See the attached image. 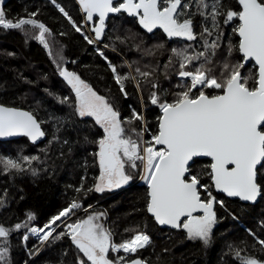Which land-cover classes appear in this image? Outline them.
Returning <instances> with one entry per match:
<instances>
[{
	"label": "trees",
	"instance_id": "obj_1",
	"mask_svg": "<svg viewBox=\"0 0 264 264\" xmlns=\"http://www.w3.org/2000/svg\"><path fill=\"white\" fill-rule=\"evenodd\" d=\"M184 3H189L191 7L185 9L186 16L181 20L192 19L195 32L200 34L196 41L189 43L169 39L159 32L146 33L135 18L119 14L110 18L103 40L98 44H89L84 38L87 35L84 27L86 13L76 0L3 1L6 19L15 21L27 18L29 13H37L34 18L49 28L50 33L45 34L49 45L45 48L38 39L39 29L30 25H25L23 29H6L0 25V105L31 112L41 122L46 134V140L39 145L32 144L27 138L0 142V157L17 160L25 156L39 157L31 167L24 164L25 171L13 169L6 172L4 165L0 164V200L4 201L0 207V226L9 230L6 238L0 237V249L7 250L0 264H77L78 258L86 261L67 235H61L59 239L51 238L43 244L32 236L27 241L23 239L29 228L43 227L73 201L82 207L71 223L94 213H104V226L111 231L115 243L128 240L137 232L150 237L148 246L126 256L122 264L137 258L148 264H243L242 259L235 255L236 251L242 258L264 262V244L260 243L264 240V194L255 205L216 194L209 175V160L197 159L191 169L198 174L201 184L209 186L212 195L224 203L223 207L216 204L217 223L207 245L199 239H188L187 232L182 228L171 231L156 225L147 211V185L138 183L141 171L133 172L132 183L119 191L100 193L94 190L100 176L98 156L95 154L99 151L97 141L103 137V129L93 118L78 115L71 87L60 75L57 65L75 72L98 95L105 97L119 111L121 120L131 118L134 110L141 113L148 129L146 135L150 138L157 133L162 115L161 109L150 103V92L155 90L161 99L172 102L177 98L175 93L183 90L177 85L186 82L177 77L179 62L171 49L192 45L196 50H203L205 40L211 42L216 38L215 34L201 35L205 27L211 29L212 25L210 19L205 20L196 11V0H182L181 7ZM223 6L237 11L241 8L238 0H223ZM60 7L81 28L80 32L75 30L59 10ZM219 19L223 33L221 46L213 64L209 65L214 69L212 74L217 76L223 62L235 64L243 60L241 52L235 47L239 36L232 31L239 22L233 20L227 25L223 23L224 17ZM117 36L124 42L117 40ZM156 42L163 47L153 48ZM229 43L234 46L230 55ZM192 50L189 49L190 54ZM100 51L107 60L100 56ZM170 58L172 63L168 64ZM108 61L116 65L122 75L130 71L136 75L141 81L140 88L135 86L134 81H126L124 91L128 95L125 96L114 79ZM128 64L132 65L131 69ZM137 67L152 73L147 78L148 83H144V78L135 72ZM240 72L242 76L249 73L253 77L258 75L253 63L244 64ZM153 81L158 83V89L151 88ZM248 83L249 87L254 86V80L250 79ZM205 91L206 94H218L221 90ZM64 98L67 100L62 103ZM124 127L139 130L141 121L125 124ZM257 179L261 182L260 174ZM81 186L83 190L78 191ZM89 188L93 190L88 191ZM200 191L202 199H205L206 193L203 189ZM28 213L34 215L33 220H28ZM25 222L28 227H23ZM17 224L22 227L17 229ZM65 232L64 228H59L53 237ZM118 257H123V254L109 252L110 259Z\"/></svg>",
	"mask_w": 264,
	"mask_h": 264
},
{
	"label": "snow or ice",
	"instance_id": "obj_2",
	"mask_svg": "<svg viewBox=\"0 0 264 264\" xmlns=\"http://www.w3.org/2000/svg\"><path fill=\"white\" fill-rule=\"evenodd\" d=\"M79 3L88 21H92L94 15L98 16V25L92 29L94 37H84L89 44H94L104 36L105 21L109 13L121 11L138 17L139 24L148 32L159 28L169 38L179 37L187 41L197 39L192 19L181 20V17L186 16L185 9L191 7L189 3H184L181 7L182 0H121L115 5L113 0H79ZM238 3L241 6L239 11L225 9L223 0H196V11L205 20L210 19L212 25L211 29L205 27L201 35L215 34L216 38L211 42L205 40L203 50H196L192 45L171 49L173 56L178 58V76L186 82L177 85L183 90L175 93L177 98L172 102L161 99L155 90L150 92V103L157 105L162 112L158 131L151 140L143 139L144 132L148 129L141 113L134 110L131 118L121 120L119 111L105 97L98 95L75 72L57 65L60 75L75 92L78 115L93 117L95 123L103 129L104 135L97 141L99 151L95 154L98 156L100 176L94 190L103 192L106 189L120 188L133 180V172L142 171L141 179L147 182L150 189L147 211L160 225L183 228L188 239H199L205 245L210 242L213 227L217 223L214 205L223 207L224 203L218 201L208 190L209 186L202 185L198 174L191 171L195 166L194 158H211L209 175L212 186L217 191L250 202H255L257 197L264 194V0H238ZM2 4L3 0H0V5ZM59 10L75 30L80 32L81 28L72 21L68 12L62 7ZM36 15L37 13H29L27 18L13 21L5 18L4 9L0 7V25L6 29H23L25 25L39 29L38 39L48 48L45 34L50 33V30L34 18ZM220 17H224V24L233 20L239 22L232 31L239 36L235 47L243 54V60L235 64L223 62L217 76L212 74L214 69L209 65L213 64L217 49L221 46L223 33ZM116 39L124 42L119 36ZM157 47L162 48L163 45ZM233 47L231 43L228 44L229 55ZM190 48L193 49L191 54ZM99 54L104 57L103 51ZM104 59L107 60V57ZM248 61H254L258 65L257 76L253 77L251 73L241 75L240 69ZM171 63L170 58L168 64ZM108 64L125 96L128 95L124 91L126 81H134L135 86L140 88L141 81L131 71L122 75L111 61ZM128 67L131 69L132 65L128 64ZM135 72L144 78V83H148L147 78L152 76L151 72L141 71L138 67ZM250 79L254 80L252 87H249ZM151 88L158 89V83L153 81ZM206 89L221 91L218 94H206ZM66 100L64 98L61 102ZM137 120L141 121L139 130L124 127ZM44 135L41 122L31 112L0 105V137L26 136L36 142ZM157 145L162 147L158 149ZM38 159L39 157L27 156L20 160L0 157V164L4 165L6 172L13 169L25 171L24 164L31 167L32 162ZM126 165L130 171L126 172ZM33 173L35 174V169ZM258 174L261 175V182H258ZM200 189L206 193L205 199L201 198ZM82 190L81 186L78 191ZM3 205L4 201L0 200V207ZM81 207L80 203L73 201L43 227H32L29 231L42 244L48 242L50 237L59 239L61 235L69 236L86 258V261L78 258L77 264H120L124 257L110 259V251L135 254L151 243L150 237L143 232H137L132 238L119 244L115 243L111 231L98 223L104 213L67 223L68 231L57 233L53 237L57 222ZM27 218L29 221L33 220L34 215L28 213ZM182 218L186 219L182 222ZM15 227L19 229L22 226L17 224ZM23 227H28L27 222ZM8 235L9 230L0 226V237L6 238ZM23 239L27 241L28 236L25 235ZM260 243L264 244V240ZM6 252V249H0V260H3ZM235 255L242 259L243 264H264L255 259L240 257L239 251ZM130 264L143 262L137 258Z\"/></svg>",
	"mask_w": 264,
	"mask_h": 264
},
{
	"label": "water",
	"instance_id": "obj_3",
	"mask_svg": "<svg viewBox=\"0 0 264 264\" xmlns=\"http://www.w3.org/2000/svg\"><path fill=\"white\" fill-rule=\"evenodd\" d=\"M118 1H119V0H113L114 5H115ZM76 2L80 5L79 0H76ZM80 7H81V9H82V6H81V5H80ZM82 10H83V9H82ZM118 15H119V13H109L108 18H107L106 21H105V32H104V35H105V33H106V30H107V27H108V23H109V21H110V18H111V17H116V16H118ZM93 18H97V22H96V23H91L90 21H87V22L91 25V31H92V29H93L95 26L98 25V16H95V15H94ZM92 32H93V31H92ZM93 33H94V32H93ZM94 35H95V34H94ZM103 37H104V36H103ZM103 37H102L99 41H97V43H100V42L103 40ZM241 55L243 56L242 53H241ZM250 63H253V64L255 65V62H254V61H248V62L245 63V65H248V64H250ZM255 66H256L257 69H258V65H255ZM73 93L75 94L74 91H73ZM6 107H7V106H6ZM17 109H19V108H17ZM20 110H23V109H20ZM23 111H26V110H23ZM28 112H29V111H28ZM161 116H162V115H161ZM35 118H36V117H35ZM41 129H42V131H44L43 128H42V126H41ZM21 138H27L32 144H34V145H39L40 143H42V142H44V141L46 140V134L44 135V137L38 139L36 142H32L31 139H30L29 137H26V136L0 137V142L13 141V140L21 139ZM156 147L159 149V148H161L162 146L157 145ZM197 159H201V160H209V161L212 163V160H211L210 157H196V158H194V161L197 160ZM192 163H193V162H190V164H192ZM147 189H148V193H149L150 189H149L148 185H147ZM213 189H214V192H215L216 194H218V195H222V196H224V197H226V198H228V199H231V200H239L240 202H242V203H244V204L255 205V204L259 201V199L261 198V196L257 197V200H256L255 202L243 201V200H241L239 197H229V196H227L226 193H222V192L217 191V190L214 188V186H213ZM148 197H149V195H148ZM201 198H202V197H201ZM215 208H216V204L214 205V210H215ZM148 214L154 219L156 225H157L160 229H166V230H178V229H180V228H172V227L169 226V225H160V224L155 220V218L152 216L151 213L148 212ZM201 214H202V213H195V215H201ZM183 219H186V218H182V222H183ZM130 262H131V261H130ZM130 262H127V263H125V264H130ZM142 262H143V264H148L147 262H145V261H143V260H142Z\"/></svg>",
	"mask_w": 264,
	"mask_h": 264
},
{
	"label": "rangeland",
	"instance_id": "obj_4",
	"mask_svg": "<svg viewBox=\"0 0 264 264\" xmlns=\"http://www.w3.org/2000/svg\"><path fill=\"white\" fill-rule=\"evenodd\" d=\"M4 1V0H3ZM3 5V4H2ZM2 5H0V7H2ZM231 23V22H230ZM230 23H228L227 25H229ZM84 27H85V29H86V34H87V36L88 37H94V33L91 31V28H90V25H89V23L87 22V19H86V21L84 22ZM154 30V29H153ZM193 31H194V33L197 35V39L196 40H198V36H200V34H197L196 32H195V29H194V26H193ZM146 32L147 33H149V34H152L153 33V31L152 32H148L147 30H146ZM158 32L160 33V34H163V35H165L167 38H169L168 36H167V34L166 33H164L163 32V30L162 29H160V30H158ZM156 33V32H155ZM169 39H180V40H183V41H185V42H192V41H187V40H185V39H183V38H179V37H172V38H169ZM196 40H194V41H196ZM97 43V42H96ZM98 44V43H97ZM157 45H161L160 43H158V42H156V43H154V45L152 46L153 48H155V49H159L158 47H157ZM194 63H196V62H194ZM242 74V73H241ZM179 79H181L179 76H177ZM71 87V86H70ZM206 90H208V89H206ZM71 93H72V95L74 96V98H75V100H76V97H75V94L73 93V89L71 88ZM77 103V102H76ZM91 118H93V117H91ZM94 119V118H93ZM151 138H152V136L150 137V138H148L147 137V135H146V132H144V136H143V139L144 140H151ZM138 163V162H137ZM125 170H126V172L127 171H130V169H128V167H127V165H126V168H125ZM141 175H142V171H141V174H140V178H139V180H138V183H143V184H146V185H148L147 184V182L145 181V180H143V179H141ZM99 182V181H98ZM132 183V180L128 183V184H126V185H123V186H121L120 188H113V189H111V190H105V191H103V192H100V193H104V192H116V191H119V190H121V189H123V188H126V187H128L130 184ZM78 210L79 209H76V210H74V212H77V214H70L69 215V217H62V219H61V221H58L57 222V225H55L54 227H55V229H56V231L59 229V228H64L66 231H68L67 230V227H66V224L67 223H71V221H72V219L77 215H79L80 213L78 212ZM73 212V213H74ZM82 212H84V211H82ZM96 214H99V213H94V214H92V215H96ZM87 219V218H86ZM104 219V216H102L101 217V219L98 221V223H101V224H103L104 225V223H103V220ZM32 228V227H31ZM36 228V227H35ZM30 229V228H29ZM29 229H28V232H27V236L29 237V236H32V237H34V238H38L37 236H34V234H32L30 231H29ZM183 229V228H182ZM55 231V232H56ZM186 231V230H185ZM54 232V233H55ZM54 233H53V235H54ZM52 237H50L49 238V240L51 239ZM39 239V238H38ZM46 243V242H45ZM112 253H114L115 255H117V254H123V257H124V259L122 260V261H120V264H122L123 263V261L125 260V258H126V256H129V255H133V254H130V253H124V252H120V253H116V252H112Z\"/></svg>",
	"mask_w": 264,
	"mask_h": 264
},
{
	"label": "flooded vegetation",
	"instance_id": "obj_5",
	"mask_svg": "<svg viewBox=\"0 0 264 264\" xmlns=\"http://www.w3.org/2000/svg\"><path fill=\"white\" fill-rule=\"evenodd\" d=\"M119 2H121V0H119L117 3H119ZM117 3H116V4H117ZM119 14H125V15L129 16L126 12H123V11H121ZM130 17L135 18V19L137 20V23H138L139 27H140L143 31L146 32V29H144V28L139 24V22H138V17H134V16H130ZM90 22H91V23H96V22H97V18H93V20L90 21ZM158 30H160V29H159V28L154 29V30H153V33L158 32ZM146 33H147V32H146ZM171 231H174V230H171Z\"/></svg>",
	"mask_w": 264,
	"mask_h": 264
},
{
	"label": "built area",
	"instance_id": "obj_6",
	"mask_svg": "<svg viewBox=\"0 0 264 264\" xmlns=\"http://www.w3.org/2000/svg\"><path fill=\"white\" fill-rule=\"evenodd\" d=\"M36 228H38V227H36ZM34 236H36V235H34Z\"/></svg>",
	"mask_w": 264,
	"mask_h": 264
},
{
	"label": "bare ground",
	"instance_id": "obj_7",
	"mask_svg": "<svg viewBox=\"0 0 264 264\" xmlns=\"http://www.w3.org/2000/svg\"><path fill=\"white\" fill-rule=\"evenodd\" d=\"M140 250V249H139Z\"/></svg>",
	"mask_w": 264,
	"mask_h": 264
}]
</instances>
